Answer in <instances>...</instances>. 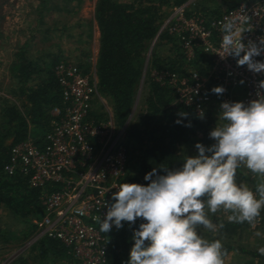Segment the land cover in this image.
<instances>
[{"label": "trees", "instance_id": "obj_1", "mask_svg": "<svg viewBox=\"0 0 264 264\" xmlns=\"http://www.w3.org/2000/svg\"><path fill=\"white\" fill-rule=\"evenodd\" d=\"M63 1L68 5L74 0ZM186 1L96 0L94 20L99 33V48L94 66L96 87L99 95L111 102L112 117L118 129L127 124L132 112L147 44L155 38L172 8ZM246 2L247 0H198L192 9L203 18L211 20ZM63 9L67 7L59 8L54 0H39V20L44 12ZM161 38L172 45L174 56H154L151 60L150 69L156 75L148 78L144 108L136 120L125 128L123 144L128 160L121 183L146 185L148 181L144 180V176L154 167L179 168L190 151L197 152L194 147L197 142L206 146L213 143L208 135L213 113L208 111L200 119L191 108L177 101V95L168 82V74L171 73L180 77L187 76L190 65L204 75L205 67L200 63L204 60V55L197 51L194 62L188 64L174 36L164 33ZM4 39L3 32L0 31V42ZM28 47L29 44L24 43L17 48L14 59L7 68L15 83V88L10 93L16 102L5 100L0 110V210L24 224L26 232L22 233V240L36 231L34 222L44 215L43 197L59 191L61 184L46 183L43 187H32L28 176L20 173L7 174L4 167L9 163L11 149L27 139L41 149L53 123L63 116L67 105L62 97L56 68L75 64L84 75L90 70V63L85 59L69 62L62 60L57 54L31 58ZM158 76L162 78L159 79ZM180 112L188 113L187 118L178 116ZM92 116L98 122L106 120V113L102 110L93 111ZM178 119L182 121L181 124L175 122ZM189 122L191 127L184 126ZM260 179L247 169L237 171V183H245L253 191ZM257 220L264 221V209ZM142 222L144 221L138 219L132 228L138 229ZM221 223L224 227L218 228L217 233L226 237H232L250 225L247 222L240 224L228 220H220L217 225ZM132 228L125 222L123 228L117 230L113 225L112 230L107 233V264H125L128 260L134 243L131 239ZM11 234L10 230L0 226V250L10 242ZM212 240L215 239L211 238L209 241ZM224 248L227 254L239 251L249 254L252 259L264 260V255L258 252L230 245ZM67 252V247L60 240L43 237L8 264H80Z\"/></svg>", "mask_w": 264, "mask_h": 264}, {"label": "built area", "instance_id": "obj_2", "mask_svg": "<svg viewBox=\"0 0 264 264\" xmlns=\"http://www.w3.org/2000/svg\"><path fill=\"white\" fill-rule=\"evenodd\" d=\"M197 1L187 0L172 8L158 31L176 38L188 64L194 62L197 51L204 55L200 62L204 75L191 65L187 76L168 74L177 101L199 115L201 110L204 114L211 111L214 103L220 106L222 101L247 103L256 99L257 84L264 73H253L247 66H237L233 57L222 59L217 53L223 54L220 29L226 20L241 30L243 43L259 44L264 38V0L241 3L211 20L193 11ZM254 59L264 61V55ZM56 75L67 105L63 116L53 123L41 149L30 139L15 145L4 170L28 176L32 187L61 184L59 191L42 199L44 215L34 222L33 241L55 238L80 264H107L109 236L100 232V220L107 212L104 202L114 203L112 193L126 172L128 156L123 140L127 124L118 129L106 110V120L93 118L94 103L104 106L96 77L82 74L75 64L58 66ZM214 86H223L226 91L221 96L213 94Z\"/></svg>", "mask_w": 264, "mask_h": 264}, {"label": "clouds", "instance_id": "obj_3", "mask_svg": "<svg viewBox=\"0 0 264 264\" xmlns=\"http://www.w3.org/2000/svg\"><path fill=\"white\" fill-rule=\"evenodd\" d=\"M223 33L221 58L236 59L237 66H247L253 73H264V38L259 44L242 42L240 29L233 22L221 25ZM240 83H244L241 81ZM226 89L214 86L213 94L221 96ZM218 119L223 123L209 132L213 143L197 142L195 155H186L182 166L154 167L144 176L146 185L124 182L112 193L114 203L104 202L107 212L100 220V232L109 233L127 222L132 228L138 219L144 221L132 228L134 241L125 264H224L227 250L220 239L209 241L198 234L203 227L215 233L223 228L209 218V213H229V222L254 225L264 209V79L257 84L256 99L222 101ZM178 116L187 118L188 113ZM204 118V112H199ZM181 124V120L175 121ZM191 127L189 122L184 125ZM247 169L261 178L253 191L237 183L238 169ZM161 172L163 174H161ZM256 236L262 233L257 231ZM264 255V247L258 249Z\"/></svg>", "mask_w": 264, "mask_h": 264}, {"label": "rangeland", "instance_id": "obj_4", "mask_svg": "<svg viewBox=\"0 0 264 264\" xmlns=\"http://www.w3.org/2000/svg\"><path fill=\"white\" fill-rule=\"evenodd\" d=\"M38 1L0 0V31L5 37L0 42V110L5 100L16 102L10 93L15 88V83L10 78L7 68L14 59L17 48L24 43L29 44L28 54L31 58L57 54L62 60L69 62L85 59L90 63L89 76L91 78L96 77L94 66L99 48V33L94 20L96 0H74L68 5L63 0H54L56 6L59 8L67 7V9L44 12L41 20H39L37 11ZM254 1L258 0H247V2ZM163 34L158 32L155 38L147 44L142 75L127 124L134 122L144 108L148 78L156 75L150 69L153 57L172 58L174 56L172 45L161 38ZM100 97L104 106L97 101L93 108L96 111L102 110L104 112L106 110L112 114L109 99ZM211 107L213 113L212 130L216 124L223 122L217 120L219 106L214 103ZM189 154L195 155L196 152L190 151ZM228 214L221 210L216 214L209 213V218L217 224L220 223V220H227ZM0 226L12 232L10 242L1 247L0 264H8L35 243L33 235L36 231L30 234L26 240H22V233L26 232V227L4 210H0ZM257 231L261 232L262 235L256 236ZM198 234L208 240L219 238L224 247L227 245L236 248L241 247L251 252H258L260 247H264L263 220H256L254 225H249L232 237L220 236L217 232H209L203 227L198 228ZM252 258L249 254L232 251L224 257V264H264V260L259 261Z\"/></svg>", "mask_w": 264, "mask_h": 264}]
</instances>
